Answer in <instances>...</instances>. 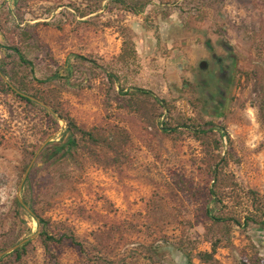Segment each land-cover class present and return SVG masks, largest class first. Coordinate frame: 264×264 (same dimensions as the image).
<instances>
[{"label":"rangeland","instance_id":"rangeland-1","mask_svg":"<svg viewBox=\"0 0 264 264\" xmlns=\"http://www.w3.org/2000/svg\"><path fill=\"white\" fill-rule=\"evenodd\" d=\"M2 70L0 264H264V228L230 221L264 207V0H0ZM54 111L114 149L42 163Z\"/></svg>","mask_w":264,"mask_h":264},{"label":"trees","instance_id":"trees-1","mask_svg":"<svg viewBox=\"0 0 264 264\" xmlns=\"http://www.w3.org/2000/svg\"><path fill=\"white\" fill-rule=\"evenodd\" d=\"M111 1L116 5L122 6L124 9L128 10V12H132L134 14L140 13L143 10V8L150 2V0H111ZM123 44L125 45L126 41H124ZM12 52L17 57L20 64L24 66H31V63L24 57V55L17 48H12ZM133 54H134V49L132 47L130 49L124 47V50L121 53L119 58L122 60V62H127L126 60H130V59L132 60L134 58ZM76 58L83 60V61L86 60L82 57H76ZM88 62L95 66V63L93 61H88ZM97 68L99 67L97 66ZM0 72L3 74V70ZM104 72H105L104 74L107 77V79L112 81L113 79L112 73L107 72L106 70ZM40 83H44V82H40ZM2 86H3L4 92H10L16 98L25 102L28 105H34L31 98L36 99L37 97L35 95L31 97H27L9 88L3 83H2ZM134 94L145 96V97H151L153 99V102L155 104H158L157 99L153 97L152 94L148 91H145L142 89H135ZM54 114H58L59 118L65 122L66 130L64 133L66 135V138L63 143H61L60 141L58 143L52 144L50 148L46 147L45 149L42 150V152L38 156V159H40L42 163H49V162L52 163L55 160H57L59 157H64L68 154L76 152L78 150L80 143L89 144L92 146H99V147L106 146L107 148L114 149L112 138L106 139L104 137L95 135L92 132L84 131L81 128H79L71 119H69V117L59 114L57 113V111H54ZM47 116L50 118L52 122L56 123V120L54 119L53 115L47 114ZM182 126L183 128H187L184 125ZM113 152L115 153V151ZM212 172H213V175H215L214 178L212 179V182L214 184L217 181V176L215 174L216 171L214 169ZM210 194L212 196L211 201L214 202V204L216 202L220 204L221 202L220 199H217L215 197V194L213 193V191H211ZM255 196L256 195L253 194V198H255ZM24 204H27V201L24 200ZM17 206L19 205L17 204ZM205 214L210 220L216 223H225L226 221H228L224 217H215L214 215L211 214V210L206 211ZM29 215L36 221L39 227V230H40L39 237L43 245H47L48 243L60 244L63 241H68L71 244V246L81 248V245L72 236L62 235L58 238L51 236L48 233L47 223L43 219H41L35 213V211L30 209ZM230 221H232L239 228H244L249 225H257L260 228H264V207L262 206L256 207L254 212L251 213L250 215L244 216L242 218V221H238L234 219H231ZM215 252H216V245H212L210 248V253H202L201 255H199V258L200 260H203V261H209L215 255ZM15 253H19V252L15 251Z\"/></svg>","mask_w":264,"mask_h":264},{"label":"water","instance_id":"water-1","mask_svg":"<svg viewBox=\"0 0 264 264\" xmlns=\"http://www.w3.org/2000/svg\"><path fill=\"white\" fill-rule=\"evenodd\" d=\"M205 67V63H201L200 64V68H204ZM20 204H21V206L24 208V209H26L27 210V208L25 207V205L20 201Z\"/></svg>","mask_w":264,"mask_h":264}]
</instances>
